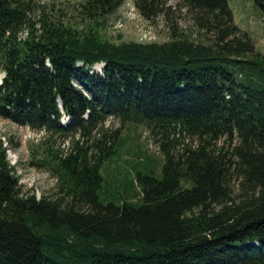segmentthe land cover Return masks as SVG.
Masks as SVG:
<instances>
[{"label":"trees","instance_id":"trees-1","mask_svg":"<svg viewBox=\"0 0 264 264\" xmlns=\"http://www.w3.org/2000/svg\"><path fill=\"white\" fill-rule=\"evenodd\" d=\"M124 2L79 0L72 19L54 2L0 0V117L47 141L83 137L43 160L54 199L24 194L0 140V264H264V55L228 0H181L192 25L172 22L166 42H110L101 22ZM133 3L170 20L165 1ZM110 117L145 126L164 162L106 203Z\"/></svg>","mask_w":264,"mask_h":264},{"label":"rangeland","instance_id":"rangeland-1","mask_svg":"<svg viewBox=\"0 0 264 264\" xmlns=\"http://www.w3.org/2000/svg\"><path fill=\"white\" fill-rule=\"evenodd\" d=\"M77 1L79 0H40L45 4L54 2L57 7L65 8V17L72 19H79L76 17V8L71 6ZM162 1L166 2V7L171 8L169 21L161 16L146 20L137 11L133 0H125L117 11L101 22V33L105 39L117 44L130 41L162 43L169 40L168 30L172 22H176L182 29H189L192 19L187 10L181 8V0ZM228 3L235 24L249 34L257 52L264 55V12L257 1L228 0ZM89 71L91 74L102 76L103 64L95 65L89 68ZM3 77L4 73L0 71V80ZM74 85L81 88L78 78L75 79ZM63 121L66 123L67 117ZM102 131L108 137V146L111 145L115 132L119 131V134L115 140L118 153L106 161L101 169L105 179L101 200L106 203L112 201L114 194H119L120 198L131 199L136 194V187L132 189L128 184L135 178L136 171H154L155 174H159L164 162L163 156L154 144L150 131L143 125H122L119 120L110 117L103 125ZM102 131L100 129L93 133L88 144H93L95 136L99 137L98 134ZM47 138L43 132H35L27 126H20L0 117V140L6 149L10 165L17 171L24 194L54 199L63 196L64 193L60 187L59 177L51 171V166L45 161L50 160L51 153L68 154L73 149L74 140H81L83 137L76 135L66 138L53 135L48 141ZM182 140L188 142L184 138ZM233 189L236 194V184L233 185Z\"/></svg>","mask_w":264,"mask_h":264}]
</instances>
